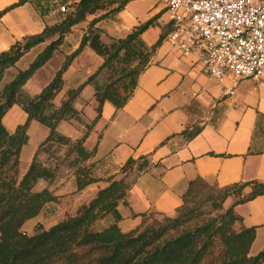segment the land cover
<instances>
[{
	"label": "trees",
	"instance_id": "16d2710c",
	"mask_svg": "<svg viewBox=\"0 0 264 264\" xmlns=\"http://www.w3.org/2000/svg\"><path fill=\"white\" fill-rule=\"evenodd\" d=\"M133 0H79L73 4L56 24L47 26L36 35L17 41L9 50L0 53V264H264V250L251 255L256 228L236 229L241 218L235 207L264 195V183H235L226 187L211 185L198 178L190 182L183 194V205L174 217L142 214V224L130 232H124L119 223L123 220L119 205H127L128 193L140 172L150 163L146 158H130L120 169L121 177L112 175L99 178L94 175L90 160L95 151H88L85 142L101 118L104 104L111 103L122 109L135 93L141 75L167 38L172 28L163 29L158 41L149 46L143 34L156 26L157 17L136 26L124 38L102 39L103 31L97 24L115 19ZM28 0L18 2L1 14L22 6ZM87 26L76 51L66 55L60 69L43 90L33 98H22L27 82L42 69L59 51L67 35L90 16L99 15ZM1 17V15H0ZM44 45L26 70L19 71L12 79L8 73L32 49ZM92 49L103 60L97 71L77 88L66 91L60 106L56 97L64 90V74L74 59L85 48ZM106 75L104 82L99 81ZM88 85L94 88L97 116L85 123L75 103ZM14 105H19L27 116L26 121L10 132L4 118ZM35 121L49 130L34 154L26 173L19 175L21 153L29 142V129ZM84 123L85 134L77 140L62 134L58 127L62 122ZM199 129L183 132L188 138ZM66 148L65 159L58 157ZM56 160L53 165L40 160L42 153ZM71 156L68 165L74 169L77 191L99 181L108 186L101 189L87 204L81 205L74 215L66 217L49 228H39L28 235L24 225L41 215L58 197L48 187L37 189L39 181L48 184L59 175L61 164ZM137 172L131 179L133 171ZM249 193H245L246 189ZM235 198L228 208L227 199ZM109 221L102 229L96 225ZM220 245L217 260L207 262L216 245Z\"/></svg>",
	"mask_w": 264,
	"mask_h": 264
},
{
	"label": "crops",
	"instance_id": "0c3cea01",
	"mask_svg": "<svg viewBox=\"0 0 264 264\" xmlns=\"http://www.w3.org/2000/svg\"><path fill=\"white\" fill-rule=\"evenodd\" d=\"M78 1L28 0L1 14L18 0H0V53L24 37L39 34L47 26L58 23L62 18L59 3L67 6ZM99 16H90L66 36L59 51L23 88L22 94L27 99L39 94L53 79L66 55L78 49L89 23ZM154 17L158 18L156 26L143 34L144 41L151 46L158 41L163 29L172 28L169 14L160 0H133L115 19L103 20L97 27L103 31V41L108 43L109 38H124L136 26ZM43 49L41 45L26 54L15 69L9 71V79L18 71L26 70ZM30 56L32 59L21 67ZM54 60L57 64L51 70ZM102 62L92 49L85 48L65 72L64 90L56 97L55 105H60L65 90L83 84ZM59 96L62 97L58 103ZM75 106L85 123L96 118L93 86L84 88ZM11 112L16 116L13 123L12 120L7 122ZM26 119L23 109L14 105L3 121L5 125L7 122V129L14 132ZM32 128L39 130L40 138L28 165L38 145L49 134L38 122L33 121ZM196 129L200 131L192 138L183 134L185 130ZM58 130L77 140L85 134L86 127L84 123L71 121L62 122ZM85 148L95 151L90 163L94 164V175L99 178L121 177L120 169L130 158H146L150 163L131 187L127 205H119L123 217L119 225L124 232L138 228L143 222L142 214L174 217L183 205L182 197L190 182L198 178L220 188L235 183H264V78L236 83L229 77L218 83L204 71L196 56H184L166 38L141 75L129 102L120 110L109 102L104 104L102 116L87 138ZM136 175L134 169L131 179ZM40 183L44 184L42 188H38ZM106 186L107 182L99 181L78 192L73 173L59 172L53 183L39 181L37 184L38 190L48 187L58 197V201L48 205L42 214L47 216L61 209L74 215L81 205L89 203ZM249 191L248 188L245 193ZM235 200L227 199L224 207H230ZM235 213L241 218L236 224L237 230L256 228L250 253L257 255L264 250V195L237 205ZM42 214L24 225L23 230L28 235H31L28 229Z\"/></svg>",
	"mask_w": 264,
	"mask_h": 264
},
{
	"label": "built area",
	"instance_id": "2783aa9c",
	"mask_svg": "<svg viewBox=\"0 0 264 264\" xmlns=\"http://www.w3.org/2000/svg\"><path fill=\"white\" fill-rule=\"evenodd\" d=\"M160 2L172 23L168 41L218 83L264 78V0Z\"/></svg>",
	"mask_w": 264,
	"mask_h": 264
},
{
	"label": "rangeland",
	"instance_id": "374dc122",
	"mask_svg": "<svg viewBox=\"0 0 264 264\" xmlns=\"http://www.w3.org/2000/svg\"><path fill=\"white\" fill-rule=\"evenodd\" d=\"M71 1H73V0H71ZM72 5H73V3L71 5H67L68 9L66 10V12H62L61 11V7L62 6H65V3H59V9H60V13L62 14V18H63V16L66 13H68L69 11H71V9H72L71 6ZM31 59H32L31 56L28 57V58H26V60L24 62H22L21 67H23V65L26 63V61H29ZM55 64H57V60H54V62H52V65H50V69L51 70L53 69V67L55 66ZM13 69H15V68H13ZM16 70H17V68H16ZM13 72H15V71H13ZM8 79H9V76H8V78L6 80H8ZM105 79H106V75H101L99 77V81L100 82H104ZM67 90H65L64 91V94H62V95H64L63 97L62 96H59L58 103L60 102L61 97H62V100L64 99L65 93H66ZM22 98L27 99V97H25L23 94H22ZM62 100H61V102H62ZM60 105H61V103H60ZM15 117H16L15 116V112H11L8 115L7 122H9V120L10 121L12 120V123H13ZM7 122H6V125H7ZM69 122H71V121H69ZM39 125H40L41 129H43V130L45 129L41 124H39ZM6 128H7V126H6ZM29 130H30V132H29V135H30L29 136V139H30L31 136H32V138L29 140V142H28L27 145H24L23 150H22V153H21V163H20V170H19V175L21 177L26 173V170H27V168L29 166L28 164H29V162L31 160L32 154H33V152H34V150H35V148L37 146V143L39 141V138H40V133H39V130H37V128H34V129L32 128V129H29ZM65 152H66V148H62L61 151H60V153H58V157H61L62 160L65 159ZM48 158H49V154H46L44 152L40 155V160L43 161V162H45L46 164H50V165L52 164L53 165L54 163H56V160L55 159L51 158L50 161H48ZM72 159H73V156H71L68 160L64 161L61 164L59 171L61 173H63L64 175H70V174L73 173L74 169L70 168L69 165H68L69 161H71ZM43 185H44L43 183L42 184L40 183L38 185V188H42ZM70 215H71V213H69V212H64V210L56 209L55 211H51L49 213V215H47V216H45V215L42 214V216L40 217V220L37 223H35L33 225V227H31V229H28V230L30 231L31 235L35 234L36 231L39 228H41V227L47 230V229L51 228L53 225H55L56 223L62 222L67 216H70ZM108 223H109L108 220L107 221L100 222V223H98L96 225V229H102L105 226H107ZM221 249H222V247L217 244L214 247V249L212 250L211 254L208 256L207 262L209 263V262H212L214 260H217L218 257H219V253H220V250Z\"/></svg>",
	"mask_w": 264,
	"mask_h": 264
}]
</instances>
